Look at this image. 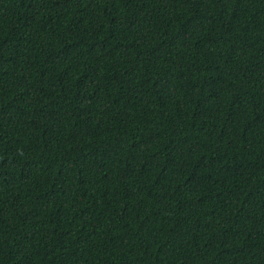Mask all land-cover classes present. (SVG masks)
<instances>
[{"label":"trees","instance_id":"16d2710c","mask_svg":"<svg viewBox=\"0 0 264 264\" xmlns=\"http://www.w3.org/2000/svg\"><path fill=\"white\" fill-rule=\"evenodd\" d=\"M0 264H264V0H0Z\"/></svg>","mask_w":264,"mask_h":264}]
</instances>
